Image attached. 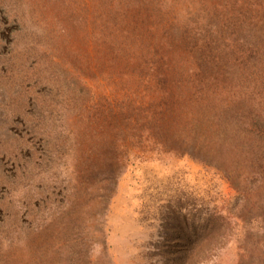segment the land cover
<instances>
[{"label": "rangeland", "instance_id": "rangeland-1", "mask_svg": "<svg viewBox=\"0 0 264 264\" xmlns=\"http://www.w3.org/2000/svg\"><path fill=\"white\" fill-rule=\"evenodd\" d=\"M34 17L30 0H0V264H179L202 243L224 249L199 264H264V176L177 158L174 142L116 147L123 167L106 170L114 153L78 115L87 64L62 65L63 40L36 39Z\"/></svg>", "mask_w": 264, "mask_h": 264}, {"label": "trees", "instance_id": "trees-1", "mask_svg": "<svg viewBox=\"0 0 264 264\" xmlns=\"http://www.w3.org/2000/svg\"><path fill=\"white\" fill-rule=\"evenodd\" d=\"M30 11L36 39L48 35L52 48L63 40L62 65L75 67L79 56L87 64L95 92L88 97L81 81L78 115L114 153L106 170L123 167L116 147L165 151L174 142L177 158L263 181L264 0H30ZM73 28L86 41L80 53ZM201 140L213 163L197 150ZM223 249L186 246L179 264Z\"/></svg>", "mask_w": 264, "mask_h": 264}]
</instances>
